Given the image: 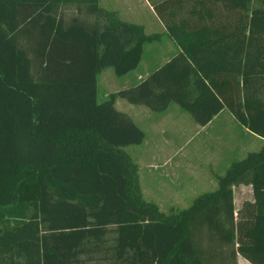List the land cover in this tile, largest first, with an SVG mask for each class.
<instances>
[{
	"label": "trees",
	"instance_id": "1",
	"mask_svg": "<svg viewBox=\"0 0 264 264\" xmlns=\"http://www.w3.org/2000/svg\"><path fill=\"white\" fill-rule=\"evenodd\" d=\"M198 1L224 25H165L173 52L96 101V73L132 70L160 34L96 0H0V264L264 261V0ZM68 4L93 19L63 18ZM116 97L151 112L174 103L199 126L226 109L261 144L213 190L162 212L141 198L123 147L143 132ZM240 184L252 201L235 210Z\"/></svg>",
	"mask_w": 264,
	"mask_h": 264
},
{
	"label": "rangeland",
	"instance_id": "2",
	"mask_svg": "<svg viewBox=\"0 0 264 264\" xmlns=\"http://www.w3.org/2000/svg\"><path fill=\"white\" fill-rule=\"evenodd\" d=\"M104 3L106 1L96 0L97 6L103 10ZM110 3L116 9L125 7L119 0H112ZM155 4L157 2L150 5ZM109 5L107 7H110ZM74 8L75 4L62 7L63 18L77 16L87 21L93 19L91 14H76ZM113 12L117 17H123L121 13L118 16L115 10ZM143 32L150 33L146 30ZM162 37L142 44L137 67H143L147 61L150 66L153 61L162 60H148L153 54L151 48H159V51L167 48L164 40H161ZM129 74L131 71L115 76L109 67L99 70L95 75V100L100 101L107 93L127 86L122 82ZM125 82L129 83V79ZM115 99L113 107L117 110L126 111V106H133L121 98ZM167 107H170L169 110L161 115H157L158 112L146 111L145 107L143 108L146 110L134 113L136 122H133L142 130L143 140L138 146L123 147L136 164L141 198L154 203L162 212L169 207L184 208L195 195L213 190L216 187V175L222 174L230 161L241 159L248 151H256L261 144L253 134L246 133L238 123L224 115L211 122L204 130L194 132V123L187 113L181 111L174 103H169ZM244 201H252L250 186H232L234 209H239ZM235 264H264V261L254 263L237 252Z\"/></svg>",
	"mask_w": 264,
	"mask_h": 264
},
{
	"label": "crops",
	"instance_id": "3",
	"mask_svg": "<svg viewBox=\"0 0 264 264\" xmlns=\"http://www.w3.org/2000/svg\"><path fill=\"white\" fill-rule=\"evenodd\" d=\"M104 1H106V3H104L105 7H103L105 10H111V9H112L111 11L115 10L116 13L118 14V16H120L119 15L120 13L123 14V17H117L118 19H120L122 21H127V22H131V23L140 25L142 27L143 31L146 30L147 32H150V33H152V32L159 33L160 34L159 38L161 36H163L161 38V40H164L163 42L165 43L167 48L162 49L160 51H159V48H157V49L151 48L152 49L151 53H153V54H151L152 55L151 57H148V60H158V59L162 58L161 61H163L169 56V54L171 52H173L174 46H173L171 40L168 39L163 34V28L167 24L173 23L176 25H182L183 27H185L187 29H191V28H196V27L206 26V25H209V26L210 25H214V26L224 25V23H225L223 20H217L214 17H210V18L206 17L205 13H203L200 16L199 13H197L198 10H201L200 2L198 0H159V1H157V4H155L153 6L148 4V2L146 0H119L121 4L122 3L125 4V7L121 10L112 7V5L110 3V1H112V0H103V2ZM201 3L203 5L202 8L211 6V7H214L213 8L214 11H217V9L215 8V5L213 4L214 3L213 0H202ZM107 5H109L110 7H107ZM64 6H66V5H61V6H59V8L61 9ZM142 15H143V19H142ZM154 53H158L159 55H155ZM161 61H159V62H161ZM156 62L157 61L152 62V64H151L152 67L155 66V64L159 63V62H157V63ZM137 65H138V63H137ZM137 65L132 70H130L131 74H129V76H126V78H124V80L122 82L123 85H129L131 83H134L140 77L145 75V73L149 69L152 68V67H150L151 65L149 66L148 61L144 64L143 67H139V66L137 67ZM126 79H129V83H127V84L125 82ZM117 104H119V103H117ZM169 108L170 107H166L163 111L158 112L157 115H161V114L165 113L166 111L169 110ZM144 109L145 108H143L142 106L133 105V106H126L125 107L126 111H121V112L126 113L132 121L134 120V122H136L133 114L134 113L138 114V112H141ZM118 111H120V110H118ZM146 111H148V110H146ZM221 115H224L225 117H228V118L233 119L235 121L234 117L231 115V113L229 111H227L226 109H222L216 115L211 117L210 120L207 123H205L204 125L199 126V125L194 124L192 126L194 132L200 131L202 129L204 130L211 122L216 120ZM240 127L243 131L248 133L245 127H243V126H240ZM254 137L259 139L255 135H254ZM258 141H259V143H261V139H259ZM138 145H140V144H138Z\"/></svg>",
	"mask_w": 264,
	"mask_h": 264
}]
</instances>
